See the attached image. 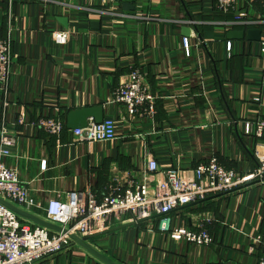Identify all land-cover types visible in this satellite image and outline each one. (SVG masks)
Listing matches in <instances>:
<instances>
[{"label": "crops", "instance_id": "0c3cea01", "mask_svg": "<svg viewBox=\"0 0 264 264\" xmlns=\"http://www.w3.org/2000/svg\"><path fill=\"white\" fill-rule=\"evenodd\" d=\"M237 6L250 19L264 15L256 0H238ZM61 16L69 18L68 28ZM233 19L217 11L214 0H0V38L11 37L14 55L8 88H0V131L7 125L17 137L7 165L42 205L72 190H92L101 199L117 181L141 179L147 151L159 162L161 181L163 171L175 167L193 178L213 154L227 168L253 173L256 141L243 129L246 120L264 117V56L260 41L246 39L231 40L228 51V29H244L228 28ZM184 26L191 30V58L183 53ZM60 30L69 32L66 44L54 38ZM135 67L157 98L153 120L133 117L125 104L113 102L116 87ZM102 104L119 138L76 142L66 127L68 112ZM53 117L65 122L59 136L37 125ZM34 213L45 219L44 210ZM160 218L125 217L87 236L124 228L88 242L120 264H260L264 257V181L171 213L176 227L207 229L211 245L172 240L158 230ZM34 264L104 263L75 244Z\"/></svg>", "mask_w": 264, "mask_h": 264}, {"label": "built area", "instance_id": "2783aa9c", "mask_svg": "<svg viewBox=\"0 0 264 264\" xmlns=\"http://www.w3.org/2000/svg\"><path fill=\"white\" fill-rule=\"evenodd\" d=\"M92 3H106L110 0H81ZM264 9V0H256ZM238 0H214V7L224 15L234 14V19L227 22L230 26L242 25L244 29L260 28L264 25V15L258 20L249 18L248 13L237 6ZM256 25H258L256 27ZM235 29L230 28L228 30ZM262 30L261 53L264 56V31ZM54 38L59 44H66L69 32L56 31ZM10 36L0 38V88L7 90L14 63ZM227 49L233 50V42L228 41ZM185 57L193 55L189 37L183 38ZM142 69L135 67L129 74V80L120 83L115 89L114 103H122L133 117H148L153 120L157 113V98L151 93ZM259 101V98L256 99ZM37 125L50 135L59 136L65 129V122L60 118H46ZM75 141L89 143L110 142L119 138L114 118L105 117L102 123L90 119L88 126L72 130ZM86 132L85 136H81ZM0 199L24 208L30 213L37 209L45 211V219L80 236L107 229L114 222L129 217L133 222L161 217L158 230L167 234L174 241H187L199 246H208L213 238L205 228L192 230L176 227L171 213L189 204H194L212 196L221 195L256 181H264V117L246 120L244 136L256 141L254 155L258 167L253 173L244 174L237 169L227 168L216 154L207 162L200 163L194 170L193 178H185L179 167L163 171L164 180L159 179V162L155 155L147 151L146 166L142 178H130L126 183L116 182L108 187L105 194L98 198L92 191L72 190L65 199H50L42 205L31 193L15 167L9 166L6 159L13 156L17 146V137L7 125L0 131ZM45 170L46 165L41 166ZM35 214V213H34ZM71 244L67 234L53 231L46 227L29 226L22 218L0 203V264H34L50 255L66 249ZM264 244V239H263ZM264 264V257L260 259Z\"/></svg>", "mask_w": 264, "mask_h": 264}, {"label": "water", "instance_id": "95a60500", "mask_svg": "<svg viewBox=\"0 0 264 264\" xmlns=\"http://www.w3.org/2000/svg\"><path fill=\"white\" fill-rule=\"evenodd\" d=\"M125 7L127 9H132L133 7L129 3H125ZM58 20L60 23L65 26L66 28L69 27V18L68 17H58ZM93 28H100L99 22H93L92 23ZM161 30H164V26L161 27ZM190 28L187 26L182 27V35L184 37H190ZM228 40H248V41H261L262 39V30L260 28H249L247 30L245 29H231L226 34ZM105 118V106L102 105H93V106H87L82 108H77L70 110L66 117V127L69 130H75V129H82L88 126V122L90 119L95 120L97 123H102ZM261 181H256L253 183H258ZM0 203L6 205L8 208H10L12 211H14L16 214H18L23 219H28L35 223L36 225H40L43 227H46L48 229H51L53 231L61 232L63 234H67L68 237L71 239L70 245H79L83 247L88 253L96 257L98 260L103 262L104 264H120L117 261L113 260L106 254L99 251L96 247L91 245L88 241L92 239L93 237L108 234L115 232L119 229L124 228L125 225L117 226L114 228H110L106 231H103L102 233L91 235V236H80L76 233L70 232L65 228H62L51 221L41 218L37 215H34L33 213H30L24 209H21L20 207H17L16 205L4 200L0 199Z\"/></svg>", "mask_w": 264, "mask_h": 264}]
</instances>
